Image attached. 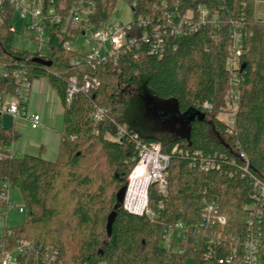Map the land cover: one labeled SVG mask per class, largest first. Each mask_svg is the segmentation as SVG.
Masks as SVG:
<instances>
[{
  "label": "trees",
  "instance_id": "1",
  "mask_svg": "<svg viewBox=\"0 0 264 264\" xmlns=\"http://www.w3.org/2000/svg\"><path fill=\"white\" fill-rule=\"evenodd\" d=\"M125 1L132 6L135 21L147 16L161 26L164 54H154V39L140 40L117 59L92 68L71 65L74 53L63 47L69 38L61 32L64 20L50 26L46 55L16 48L14 8L0 0V63L26 69L31 81L47 78L65 109L57 159L32 154L0 158V187L9 182L21 189L27 211L22 224L4 229L2 246L13 250L20 239H30L42 250L57 249L63 264H185L189 256L197 264H242L250 215L245 207L254 201L251 175L264 178V22L255 15L256 6L264 0ZM73 2L54 0L63 14ZM97 2L91 21H109L118 0ZM201 8L208 11V21L198 30L182 37L163 31L170 27L168 14L173 13L175 21L187 12L198 18ZM240 23L246 35L237 86L239 101L231 125L219 115L229 111L231 103V29ZM37 58L52 64L47 66ZM74 76L79 87L87 76L98 78L101 84L89 92H76L68 104ZM6 81L0 78L2 87ZM139 85L144 93L137 97ZM146 94L158 99L155 106L159 111L166 109L162 103L171 102L177 122L173 130L188 132L173 131L167 140L144 132L130 110L139 100L146 108ZM206 101L212 105L210 109L204 107ZM98 107L108 112L104 121L95 123L92 114ZM145 108L141 115L148 118ZM113 120L126 124L128 132L118 137ZM152 124L151 129L157 130ZM18 136L14 127L0 121V150L12 147ZM136 136L145 143H159L170 157L167 193H160L157 183L149 188L151 213H132L118 199L139 162ZM202 159L215 162L216 167L204 170ZM212 201L226 217V224L216 225V229L239 238L231 262L226 259L235 243L228 239L210 246L202 241L207 232L201 228L188 232L178 244L183 251L165 246L166 227L178 222L198 226L205 204ZM113 211L116 217L109 227ZM262 238L264 242V227ZM35 257L30 253L26 259L36 264ZM259 264H264V245L259 250Z\"/></svg>",
  "mask_w": 264,
  "mask_h": 264
},
{
  "label": "built area",
  "instance_id": "2",
  "mask_svg": "<svg viewBox=\"0 0 264 264\" xmlns=\"http://www.w3.org/2000/svg\"><path fill=\"white\" fill-rule=\"evenodd\" d=\"M4 1V0H1ZM8 3L17 9L23 18H27L26 32H31L35 40L39 43L40 48L37 50L40 55H46L49 51L50 26L54 23H59L64 20L62 31L69 38L63 43V47L73 52L74 55L70 59L73 66L88 65L92 68L99 67L100 64L106 62L110 58L117 57L132 49L134 45L143 40L152 43L154 54H164L165 40L162 36L161 26L152 23V19L147 16H140L137 21L134 17L129 22H111L103 21L95 23L91 21L95 14L99 0H74L67 13H60L54 0H7ZM264 7V1L259 2ZM208 19V11L201 8L198 18L187 12L179 20H174L173 13L168 14V23L170 27L166 28L165 33L182 37L198 30ZM264 22L263 19H258ZM246 35L243 25L237 24L231 29V37L233 43L230 47V56L228 58V68L231 72V89L229 97L231 99V108L239 101V73L241 69V59L244 52L243 38ZM252 35V33H250ZM0 78L7 79L3 87L0 84V121L4 116H9L13 122L18 120H26L32 128H38L42 125V116L38 113L28 116L26 104L31 95L32 81L29 78L28 72L24 68L12 69L7 65L0 63ZM100 80L96 77L87 76L84 79L82 87L78 86V80L74 76L70 81V88L67 95V103L70 104L76 92L83 90L89 92L92 89L99 87ZM233 104V106H232ZM204 107L210 109L212 105L206 101ZM235 109L231 110V120ZM108 109L98 107L92 114L95 123L105 120ZM229 122L230 124L232 123ZM117 129L118 137L128 132L126 124H120L113 120ZM3 124V123H2ZM232 125V124H231ZM114 137V136H113ZM138 139V136H136ZM117 138V137H116ZM115 139V137H114ZM116 140V139H115ZM139 148V162L133 169L129 177L128 194L124 201V206L132 213L143 214L149 212V188L151 184L157 183L158 190L162 194H166L168 190L167 169L169 167L170 157L162 152L161 145L156 142L145 143L137 140ZM244 155V153L242 154ZM13 146L0 150V158H15ZM248 162H246L247 164ZM201 167L208 171L216 167L215 162L210 160H201ZM248 165V164H247ZM246 165L245 170L248 171L249 166ZM138 171L141 175L147 178L146 183V203L141 212L132 211L128 206V197L132 187L133 174ZM251 183L253 186L254 201L252 204L245 207L249 212L248 230L245 239V251L242 256V264H259V250L264 245L263 242V227H264V178L257 175H251ZM11 185L9 182H3L0 187V202L3 210L2 214H7L14 207L10 195ZM220 205L216 201L207 202L202 211L200 223L196 225H185L183 222H178L176 225L166 227L163 233L164 244L168 248L183 251L180 242L186 238V234L192 230H205L202 236V241L205 240L210 246L221 245L226 240L230 239L235 243L232 254L227 256L226 261L231 262L237 255L239 241L237 235L225 236L222 230L216 229V225L226 224V217L222 214ZM19 211L26 213V208L19 205ZM30 253H35L36 264H63L59 258V252L49 246L42 250L38 247L35 241L30 239H20L17 246L13 250H6L2 246L0 240V264H29L27 257ZM211 254V252L209 253ZM225 259H220V263H224Z\"/></svg>",
  "mask_w": 264,
  "mask_h": 264
},
{
  "label": "rangeland",
  "instance_id": "3",
  "mask_svg": "<svg viewBox=\"0 0 264 264\" xmlns=\"http://www.w3.org/2000/svg\"><path fill=\"white\" fill-rule=\"evenodd\" d=\"M255 15L257 20L264 18V7L262 4L256 6ZM134 13L132 6L128 1L118 0L117 8L112 15L110 21L117 22H129L133 19ZM27 18H23L17 9H14L12 18V26L15 30L14 46L21 50H27L34 52L40 48L39 43L35 40L31 32H26ZM33 87L28 103L26 104V110L28 116L31 114L39 113L42 116V125L38 128H32L29 122L23 124L21 119L17 122H13V119L9 116L3 118L4 126L12 128L13 126L18 131L19 136L14 142V151L18 156H23L26 153H37L43 157L49 159H57L59 153V144L61 141V131L64 128V105L55 92L54 88L47 78H34L32 81ZM143 85L136 86L135 94L138 97L144 92ZM148 103L146 108L140 100L137 101L132 109L130 110L132 116L139 122L141 128L146 133L157 135L163 140H167L173 136L172 132L176 131L177 134L180 132L187 133L188 130L183 131L173 130L174 125L177 123L174 119L176 116L172 112L174 106L171 102L162 103L166 105V109H161L159 112L154 111L156 102L158 99L153 98L152 95H147L146 98ZM161 103V102H160ZM238 103L235 105L237 107ZM233 106V104H232ZM232 107V111L234 108ZM143 108H145V115L148 114V118H143ZM231 103L228 105L227 112H223L219 115L220 119L225 122H231L230 113ZM131 116V117H132ZM169 116V117H168ZM156 125L157 130L151 129L152 121ZM22 123V124H21ZM154 126V125H153ZM110 139H114L112 135H106ZM11 200L14 203V207L11 208L8 213L2 214V208H0V236L3 235L6 227H12L20 225L24 222L26 213L19 211V205L24 206V196L21 189L18 187H11L10 189ZM25 207V206H24ZM185 264H197L196 259L193 256L187 257Z\"/></svg>",
  "mask_w": 264,
  "mask_h": 264
},
{
  "label": "bare ground",
  "instance_id": "4",
  "mask_svg": "<svg viewBox=\"0 0 264 264\" xmlns=\"http://www.w3.org/2000/svg\"><path fill=\"white\" fill-rule=\"evenodd\" d=\"M132 187L129 194L128 206L132 211L141 212L146 203V183L147 178L143 177L140 172L136 171L132 177Z\"/></svg>",
  "mask_w": 264,
  "mask_h": 264
},
{
  "label": "water",
  "instance_id": "5",
  "mask_svg": "<svg viewBox=\"0 0 264 264\" xmlns=\"http://www.w3.org/2000/svg\"><path fill=\"white\" fill-rule=\"evenodd\" d=\"M36 61H37V62H42V63H44V64L47 65V66H50V65L52 64V61H51V60H49V61H45L44 59L41 60V58H37ZM154 109H155L156 111H159L160 108H159L158 106H155ZM127 194H128V185H125V186L121 189V191L119 192V198H118V199H120L122 202H124V201H125V198H126V196H127ZM115 217H116V211H113V212L110 214V216H109V221H108V226H109V227L112 226ZM109 227H108V228H109Z\"/></svg>",
  "mask_w": 264,
  "mask_h": 264
},
{
  "label": "crops",
  "instance_id": "6",
  "mask_svg": "<svg viewBox=\"0 0 264 264\" xmlns=\"http://www.w3.org/2000/svg\"><path fill=\"white\" fill-rule=\"evenodd\" d=\"M33 84H34V83L32 82L31 89H32V87H33ZM27 114H28V112H27ZM38 114H39V113H38ZM4 117H5V116H4ZM4 117H3V118H4ZM3 118H2V123H3V125H4ZM18 121H19V120H18ZM21 121H23V124H25L26 122H28V121L23 120V119H22ZM21 124H22V123H21ZM28 124H29V123H28ZM13 127H14V126H13ZM14 128H15V127H14ZM17 132H18V131H17ZM13 147H14V145H13ZM15 153H16V152H15ZM16 154H17V153H16ZM26 154H32V153H26ZM32 155H38V154H37V153H36V154L33 153ZM17 156H18V154H17ZM40 156H42V155H40ZM42 157H43V156H42ZM46 158H47V157H46ZM46 158H45V159H46ZM47 159H49V158H47ZM50 160H53V159H50Z\"/></svg>",
  "mask_w": 264,
  "mask_h": 264
}]
</instances>
